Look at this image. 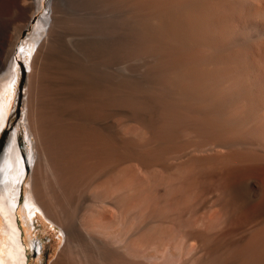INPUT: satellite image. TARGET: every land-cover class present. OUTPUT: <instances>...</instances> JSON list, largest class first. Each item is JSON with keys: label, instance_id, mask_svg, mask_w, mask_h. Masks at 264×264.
Here are the masks:
<instances>
[{"label": "bare ground", "instance_id": "obj_1", "mask_svg": "<svg viewBox=\"0 0 264 264\" xmlns=\"http://www.w3.org/2000/svg\"><path fill=\"white\" fill-rule=\"evenodd\" d=\"M99 1L105 43L20 47L30 147L14 129L0 148V264L39 253L37 211L63 234L50 264H264V0ZM127 47L151 62L136 80ZM17 78L8 61L0 134Z\"/></svg>", "mask_w": 264, "mask_h": 264}, {"label": "rangeland", "instance_id": "obj_2", "mask_svg": "<svg viewBox=\"0 0 264 264\" xmlns=\"http://www.w3.org/2000/svg\"><path fill=\"white\" fill-rule=\"evenodd\" d=\"M47 4H49L50 7L47 8ZM91 6H92V9H91ZM125 6L126 5L124 4L122 5V7L125 9L129 8V6H126V7ZM111 7L113 8L114 6L110 4L103 6V3L100 2L99 0H94V1L93 0H89V1L88 0H81V1L80 0H21L20 4L17 2V0H0V74L3 72L4 65H7L8 61L15 63V70L18 73L17 82L15 84L14 98L12 99V106L10 107V110L8 112L6 124L4 125L2 132L0 134V138L3 139L2 144L5 142L7 136L14 129L17 130V135L20 141L21 148L24 149L25 147L24 145L26 144L25 143L26 139L24 138V135L26 132V126L24 125L25 120L22 118L23 117L22 113L25 110L24 100L26 99V94H27L26 93V90H27L26 81L28 78V73L31 72V69L29 67V61L32 58V56L31 58H28V56L26 55L25 59L27 60V62L24 61V58L22 57V54L20 53V47L22 45V42L25 39H28L30 40V43L32 45H35V42H36V45L37 44L39 45L44 39L43 41V43H45L44 50L47 51V48L49 46L55 44L56 33L59 31V32L64 33L63 43L66 44V47L73 46V44H77V43L80 44L81 42H84L86 40L90 41L89 44H92V43L98 44L100 42L105 43L106 38L104 37V35L109 34V33H107L106 28L102 26L103 25L107 26L109 24L108 22L109 19L106 18L107 17L106 12L110 11L112 9ZM85 9L88 11H91V10L92 11L89 12L90 13L89 14L88 11H86ZM104 9H106L107 11ZM127 12L129 13V15H132L133 10H131V7L129 8ZM81 13L85 15L86 13H88V15H86L87 16L86 22H88V16H89V21L91 20V22H93L92 26L86 25L83 27L81 25V22H79V20H77L76 18V17L80 18V15H82ZM29 14H31V17H30V20L26 23V19ZM64 18L66 19V24H62V21ZM25 23H26V26H24ZM76 23H78V25ZM79 24L81 25V27ZM37 30L39 31L36 34ZM39 32H40V35H39ZM109 35H112V34H109ZM31 36L35 39H33ZM14 40H15V43H14ZM134 51L129 50L127 47L124 52L126 54L124 55L123 53V56H121L122 58H120V61H119V65L121 66V67L119 66L121 68V74L122 76H124L125 80H129V81L140 78L143 74L147 73L148 68L151 67V62L148 59L149 56L147 57L146 54H138L136 51L135 53L137 54H134ZM127 52L129 53L132 52V53L129 54ZM128 55H131V56H128ZM138 55L140 56V58ZM43 61L44 59L42 58L41 62ZM50 67L53 69L52 66ZM128 69H130V71H128ZM127 75H130L131 77ZM37 77L38 75L36 76V79L35 77L32 79V83H33L32 86L35 83L34 86H36V88L34 89V87L33 88L31 87L32 96L34 95L33 97H35L34 101L36 102V104L39 98V93L37 92V90L39 89V84L42 81H44V79H42L41 76H39L38 78ZM43 78L46 79L48 77H43ZM45 111L48 113V115L50 114V112H48L47 110ZM129 113L130 115H133L132 112H129ZM113 115L115 117L112 116L111 117L112 120L114 121L119 120V122L117 121L118 123H122L125 120V117L121 114L120 115L113 114ZM116 116H117V119H116ZM100 120L104 121L105 119L101 117ZM112 120L111 119L108 120V123L111 125L112 123L115 124V122H111ZM51 123H54V122L51 121ZM128 124H131V123H128ZM55 128L56 126H54L53 129L55 130ZM58 129L59 128H56V131H58ZM54 130L51 131L52 132L51 135H54L56 133V131ZM32 136H30V138L36 142V139ZM26 147L29 149L30 145L26 144ZM1 170L2 169L0 167V177H1ZM29 179H30V171H27L25 175L24 183H26V181H28ZM50 182H51V185H53V187L52 186L51 187L56 189L57 186H56L55 181L50 180ZM22 187H25V184H23ZM20 214H21V211H20V208L18 207L17 216L19 219V227L20 229H22ZM145 214L146 213L138 216V220L142 221L144 219ZM29 232L31 233L30 238L35 239L36 242L38 241L37 244H39L38 245L39 253H37L36 251H27V253L29 254H27L28 255L27 262L25 264H50L53 258L56 256L59 248L61 247V244L63 243V234L61 233V230L58 228L57 225L49 221L43 215V213L37 211L34 227L31 226ZM23 238H24V232H23Z\"/></svg>", "mask_w": 264, "mask_h": 264}, {"label": "water", "instance_id": "obj_3", "mask_svg": "<svg viewBox=\"0 0 264 264\" xmlns=\"http://www.w3.org/2000/svg\"><path fill=\"white\" fill-rule=\"evenodd\" d=\"M2 141H3V139L0 138V148L2 147Z\"/></svg>", "mask_w": 264, "mask_h": 264}]
</instances>
